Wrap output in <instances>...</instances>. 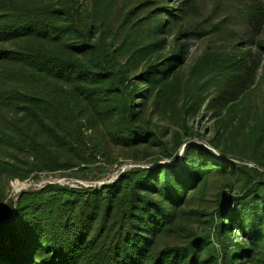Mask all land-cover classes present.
Masks as SVG:
<instances>
[{
  "label": "trees",
  "instance_id": "1",
  "mask_svg": "<svg viewBox=\"0 0 264 264\" xmlns=\"http://www.w3.org/2000/svg\"><path fill=\"white\" fill-rule=\"evenodd\" d=\"M118 5L0 0V176L82 178L114 164L113 148L154 164L100 187L0 193V264H264L260 62L234 44L187 65L192 0ZM244 13L261 25L264 0ZM207 97L218 154L192 141ZM212 179L224 185L215 207H192Z\"/></svg>",
  "mask_w": 264,
  "mask_h": 264
},
{
  "label": "rangeland",
  "instance_id": "2",
  "mask_svg": "<svg viewBox=\"0 0 264 264\" xmlns=\"http://www.w3.org/2000/svg\"><path fill=\"white\" fill-rule=\"evenodd\" d=\"M138 1L140 0H119L118 9L122 11L124 6H133ZM177 1L168 0L170 4ZM246 2L248 0H192L190 12L183 20L184 26L193 29L195 32L193 38L189 41L190 50L187 65L208 47L213 49H230L234 44H240L242 48L250 49L254 57L260 62L259 74L261 75L264 72V49L259 47L260 41L264 40V23L259 26L249 23L248 17L244 13ZM178 30L179 26L174 31L177 32ZM214 92L212 90L210 94L213 95ZM210 99V97L206 98L204 106L195 116L189 119V123L196 131L203 135V137H195L192 141L218 154V150L209 143V138L214 134V128L219 117L209 107ZM183 151L184 146L179 150V158L182 156ZM112 154L113 160H117L114 164L107 165L106 171L91 169L82 178L76 177L70 171L46 172L37 176L32 175L25 180H10L8 176H0V193L5 198V202H8L10 200L17 201L19 195L25 191L40 189L53 182L75 187L80 185L100 187L104 184L112 183L119 177L121 172L131 169L136 165L154 166V164L148 162L136 163L134 155L129 151L113 148ZM233 161L238 164L257 167L252 162H243L235 159ZM223 189V182L212 179L204 191L193 194L191 206L194 208L204 206L205 209L211 211L215 207L218 194ZM236 192L237 187L234 185L231 194H235ZM195 227L201 230L202 225L197 222L195 223ZM218 248H220L219 245Z\"/></svg>",
  "mask_w": 264,
  "mask_h": 264
}]
</instances>
